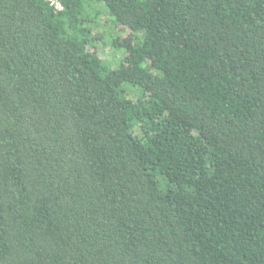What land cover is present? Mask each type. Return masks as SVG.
<instances>
[{
	"label": "trees",
	"instance_id": "trees-1",
	"mask_svg": "<svg viewBox=\"0 0 264 264\" xmlns=\"http://www.w3.org/2000/svg\"><path fill=\"white\" fill-rule=\"evenodd\" d=\"M57 1L0 0V264H264V0Z\"/></svg>",
	"mask_w": 264,
	"mask_h": 264
},
{
	"label": "built area",
	"instance_id": "built-area-1",
	"mask_svg": "<svg viewBox=\"0 0 264 264\" xmlns=\"http://www.w3.org/2000/svg\"><path fill=\"white\" fill-rule=\"evenodd\" d=\"M52 6L55 10L60 11L62 9L61 4L57 0H45Z\"/></svg>",
	"mask_w": 264,
	"mask_h": 264
},
{
	"label": "rangeland",
	"instance_id": "rangeland-1",
	"mask_svg": "<svg viewBox=\"0 0 264 264\" xmlns=\"http://www.w3.org/2000/svg\"><path fill=\"white\" fill-rule=\"evenodd\" d=\"M101 28H103V27H101ZM107 54H109V52H108V50H105V51H104V53H103V55L105 56V55H107ZM101 56H102V55H101ZM107 59H109V60H110V59H111V57H110V56H108V57H107ZM163 187H164V186H161V188H163Z\"/></svg>",
	"mask_w": 264,
	"mask_h": 264
}]
</instances>
